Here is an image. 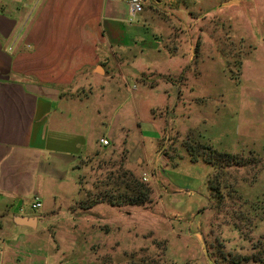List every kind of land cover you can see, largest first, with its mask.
<instances>
[{
  "label": "rangeland",
  "instance_id": "rangeland-1",
  "mask_svg": "<svg viewBox=\"0 0 264 264\" xmlns=\"http://www.w3.org/2000/svg\"><path fill=\"white\" fill-rule=\"evenodd\" d=\"M252 29L200 48L192 74L128 73L113 85V151L86 162L66 217L22 252L48 264H264V51ZM108 90L91 97L104 103ZM125 156L151 188L144 205L102 200Z\"/></svg>",
  "mask_w": 264,
  "mask_h": 264
},
{
  "label": "crops",
  "instance_id": "crops-1",
  "mask_svg": "<svg viewBox=\"0 0 264 264\" xmlns=\"http://www.w3.org/2000/svg\"><path fill=\"white\" fill-rule=\"evenodd\" d=\"M129 17L128 0H0V264H48L22 251L64 215L86 162L113 151L121 78L192 74L200 48L242 28L264 51V0H145Z\"/></svg>",
  "mask_w": 264,
  "mask_h": 264
},
{
  "label": "trees",
  "instance_id": "trees-1",
  "mask_svg": "<svg viewBox=\"0 0 264 264\" xmlns=\"http://www.w3.org/2000/svg\"><path fill=\"white\" fill-rule=\"evenodd\" d=\"M211 153L213 157L216 155V152L214 150H211ZM217 156L226 159L227 161L233 159V156H230L228 154L218 153ZM122 161L116 168L117 170H115V177L111 176L108 178V180L113 184L112 188H108V190L102 192L104 193L105 197L109 196L108 199L102 198V200H108V203L110 205L116 207H122L125 205H144L145 203L150 201L151 188L142 181L141 177H139V173H135L130 169H125L124 161ZM207 162L211 166H213L215 163V161H211V159L207 160ZM108 186H110V184H108ZM102 200H100L99 202H102ZM96 202L98 203V200L90 203L87 207H85V209L93 207V204Z\"/></svg>",
  "mask_w": 264,
  "mask_h": 264
},
{
  "label": "built area",
  "instance_id": "built-area-1",
  "mask_svg": "<svg viewBox=\"0 0 264 264\" xmlns=\"http://www.w3.org/2000/svg\"><path fill=\"white\" fill-rule=\"evenodd\" d=\"M128 3H129V14H130L129 22H133L135 17L139 15L140 13H142L144 9L145 0H128ZM100 144L102 146H108L109 142L106 139H101ZM31 208L33 210H38L41 208V201L38 196L34 197Z\"/></svg>",
  "mask_w": 264,
  "mask_h": 264
}]
</instances>
